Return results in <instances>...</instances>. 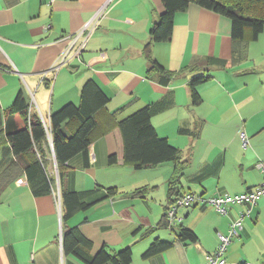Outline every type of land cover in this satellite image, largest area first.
<instances>
[{
    "label": "crops",
    "instance_id": "obj_1",
    "mask_svg": "<svg viewBox=\"0 0 264 264\" xmlns=\"http://www.w3.org/2000/svg\"><path fill=\"white\" fill-rule=\"evenodd\" d=\"M164 9L162 0H0V160L8 147L5 128L19 91L47 127L53 111L80 102L88 79L96 80L110 97L97 112L89 165L81 154L61 165L62 182L57 179L51 194H33L23 159L11 157L12 162L9 158L1 166L0 264H83L64 250V231L73 226L92 241V254L107 244L113 250L131 247L132 264H205L206 254L218 248L219 233L227 234L246 211L245 205L231 206L226 215L208 205L183 207L182 224L196 232L197 240H181L178 228L160 225L173 162L136 169L124 160L118 121L167 100L152 123L159 136L182 150L187 161L180 178L184 192L235 195L264 179L258 168L264 162V30L256 40L249 35L234 39L229 18L190 3L177 12L171 39L152 45V58L171 72L163 83L160 72L150 71L143 48ZM100 10L99 26L80 57L71 54L61 62L64 36L79 32ZM208 59L224 64L210 65ZM208 67L211 77L198 85L200 101L194 104L189 82ZM13 117L19 128L25 126L20 113ZM76 125L66 122L67 134ZM241 130L249 137L247 148ZM112 154H117L115 164L109 163ZM11 170L17 175L6 179ZM110 188L115 192L108 198L63 221L62 190H96L101 196ZM141 188L146 192L136 195ZM243 224L228 246V261L264 264V196ZM154 238L172 246L143 257Z\"/></svg>",
    "mask_w": 264,
    "mask_h": 264
},
{
    "label": "trees",
    "instance_id": "obj_2",
    "mask_svg": "<svg viewBox=\"0 0 264 264\" xmlns=\"http://www.w3.org/2000/svg\"><path fill=\"white\" fill-rule=\"evenodd\" d=\"M165 9L159 20L150 28V40L144 45L143 53L150 62V71L160 72L161 81L166 83L171 74L161 63L152 58L153 43L171 39L175 16L177 12L187 9L190 3L214 11L231 20L232 37L244 39L248 35L256 40L264 30V0H162ZM208 64L223 63L219 59H208ZM224 64V63H223ZM197 64L191 66L194 70ZM210 67V66H209ZM202 74L195 75L189 82L192 101L197 104L200 101L198 85L207 81L210 76V68ZM110 101L108 94L94 79H88L83 85L79 103L68 102L50 115L47 127L42 118L30 112V104L24 92H18L11 108V114L7 119L5 137L8 147L0 160V168L9 158L22 160V168L31 191L35 196L49 195L53 192L57 177L53 174V162L57 164L59 182H62L61 165L67 163L76 155H83L85 166L89 165V146L93 141L92 133L97 127V112ZM168 102L161 100L147 104L118 121L124 140V160L134 168L154 167L165 162H173L174 173L169 180L168 205L175 202L184 193L180 178L184 173L187 161L182 159V150L170 143L167 137H161L152 123V117L165 109ZM20 113L25 126L19 128L13 115ZM76 121L77 125L71 134L65 131V123ZM2 134V131L0 132ZM1 138V136H0ZM4 140L0 141V145ZM25 154L29 155L24 159ZM8 161L12 162L13 159ZM117 162V154L109 157V163ZM6 179L15 177L14 170L6 173ZM146 188L138 189L136 195L146 192ZM115 192L110 188L106 194L97 195L96 190L78 191L67 189L61 191L63 206V221L68 220L75 213L92 207L99 201L108 198ZM160 225L172 230L178 228V237L181 240L196 241V232L184 226L171 227L167 218V212ZM64 250L77 256L83 264H132L133 251L131 247L113 250L107 244L92 254L90 251L93 243L79 229L78 226L68 227L63 235ZM172 246V242L154 238L143 257H149L160 253ZM239 264H247L241 262Z\"/></svg>",
    "mask_w": 264,
    "mask_h": 264
},
{
    "label": "built area",
    "instance_id": "obj_3",
    "mask_svg": "<svg viewBox=\"0 0 264 264\" xmlns=\"http://www.w3.org/2000/svg\"><path fill=\"white\" fill-rule=\"evenodd\" d=\"M47 1L49 4H53L56 0ZM102 15L103 11L100 10L95 18L87 22L79 32L64 36L67 47L61 56V62H66L71 59V57H80V54L85 48L91 35L99 26V17ZM240 138L242 140L243 147L247 148L250 145V142L249 137L244 130L240 131ZM258 168L263 172L264 175V162L260 161L258 163ZM262 196H264V179L255 188L235 195L204 196L194 192H186L175 202L169 204L166 211L167 218L171 227H178V225L182 223L183 220V217L179 214L180 208L183 207H189L198 204L208 205L215 208V210L220 214L226 215L231 206L245 205L247 207L246 211L240 213L238 217L231 223L228 233H219V245L217 250L213 253L206 254L205 264H231L226 256L228 246L234 237L240 235V232L244 226L243 223L245 217L250 215L252 209L257 204L258 199ZM59 198H61L60 195ZM59 201L60 207L62 209L61 199H59Z\"/></svg>",
    "mask_w": 264,
    "mask_h": 264
},
{
    "label": "rangeland",
    "instance_id": "obj_4",
    "mask_svg": "<svg viewBox=\"0 0 264 264\" xmlns=\"http://www.w3.org/2000/svg\"><path fill=\"white\" fill-rule=\"evenodd\" d=\"M57 164L55 162H53V165H52V171H53V174L57 177L58 181H59V176H58V168H56ZM183 208H180L179 211H181Z\"/></svg>",
    "mask_w": 264,
    "mask_h": 264
}]
</instances>
